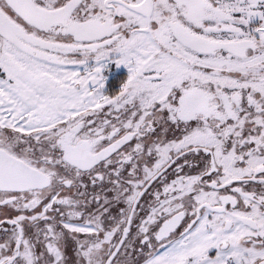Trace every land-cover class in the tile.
Masks as SVG:
<instances>
[{
	"label": "snow or ice",
	"instance_id": "1",
	"mask_svg": "<svg viewBox=\"0 0 264 264\" xmlns=\"http://www.w3.org/2000/svg\"><path fill=\"white\" fill-rule=\"evenodd\" d=\"M0 264H264V0H0Z\"/></svg>",
	"mask_w": 264,
	"mask_h": 264
},
{
	"label": "flooded vegetation",
	"instance_id": "2",
	"mask_svg": "<svg viewBox=\"0 0 264 264\" xmlns=\"http://www.w3.org/2000/svg\"><path fill=\"white\" fill-rule=\"evenodd\" d=\"M128 74L126 66L116 65L115 62H110L107 67L103 69V75L106 77L105 92L111 94L117 91Z\"/></svg>",
	"mask_w": 264,
	"mask_h": 264
}]
</instances>
